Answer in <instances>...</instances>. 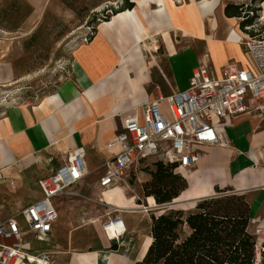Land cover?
Wrapping results in <instances>:
<instances>
[{"label": "crops", "instance_id": "0c3cea01", "mask_svg": "<svg viewBox=\"0 0 264 264\" xmlns=\"http://www.w3.org/2000/svg\"><path fill=\"white\" fill-rule=\"evenodd\" d=\"M179 1L131 0L134 9L99 23L93 40L75 50L70 83L33 107L10 109L0 116V171L14 183L8 187L14 189L17 181L28 194V185H38L77 148L86 151V177L101 171V178L113 154L107 146L129 115L141 112L160 96L186 90L194 69L202 63L210 64L218 75L228 64L245 69L254 65L252 59L247 60L242 37L238 39L242 33L239 19L225 14L228 4H221L222 0ZM258 9L264 20V0ZM179 30L184 34L178 42L173 32ZM257 106L225 125L224 145L200 147L198 164L181 173L189 184L182 194L187 204L178 202L194 208L198 200L215 195L217 188H231L245 195L252 206L249 231L253 234L259 225L264 232V105ZM147 202L149 207L156 206L153 197ZM121 219L126 234L134 222L130 217ZM53 233L54 228L50 239ZM150 243L151 238L138 259ZM106 253L98 250L90 260L75 258L71 264H132L138 260Z\"/></svg>", "mask_w": 264, "mask_h": 264}, {"label": "rangeland", "instance_id": "374dc122", "mask_svg": "<svg viewBox=\"0 0 264 264\" xmlns=\"http://www.w3.org/2000/svg\"><path fill=\"white\" fill-rule=\"evenodd\" d=\"M14 1L0 0V11L7 9ZM20 1L32 11L21 20L16 31L7 29L17 22L14 14L0 18V116L10 109L33 107L43 99L56 95L65 84L70 83L75 50L89 43L93 28H97L104 17L111 16L107 8H111L112 4V8H120L123 3L109 0ZM184 1L180 0L179 3L184 4ZM231 2L247 4L245 13L253 19L249 35L242 32L243 35L264 37V20L258 10L260 0L220 1L226 5ZM238 19L241 24L244 18ZM182 34L184 32L180 30L173 32L178 42ZM246 56L247 60L252 59ZM260 104L264 105V102ZM155 162L157 159L150 158L132 166L120 183L108 190L99 187L101 171L90 172L80 185L73 188L72 197L57 200L59 220L52 239L45 243L30 237L33 246L49 252L54 264H71L75 258L88 261L98 250L107 252L108 257L119 253L127 255L130 261L138 259L150 238L151 217L170 209L188 211L191 206L177 203L169 207L157 204L154 208L149 207L143 195V185L150 181L148 172L154 168ZM9 184L10 180L0 182V218L3 220L19 214L41 197L38 185H28L26 194L25 187L17 181L14 189L8 187ZM186 201L183 198L181 202ZM119 207L129 212L121 213ZM127 217L134 222L131 228L120 239L109 241L103 225ZM257 228L254 234L260 247L264 232L262 226Z\"/></svg>", "mask_w": 264, "mask_h": 264}, {"label": "built area", "instance_id": "2783aa9c", "mask_svg": "<svg viewBox=\"0 0 264 264\" xmlns=\"http://www.w3.org/2000/svg\"><path fill=\"white\" fill-rule=\"evenodd\" d=\"M243 37L240 43L253 60L251 68L228 64L218 75L210 64L202 63L194 69L186 90L160 96L127 117L122 131L107 146L113 154L105 163L100 188L116 187L132 166L150 158L175 165L176 173L188 172L198 164L201 146L224 145L227 123L250 113L256 104L262 107L264 37ZM85 158L84 148L71 151L63 165L38 181L39 200L17 215L0 218V264H54L53 256L36 249L29 238L50 240L59 220L55 201L74 195L73 188L88 174ZM5 180L0 171V182Z\"/></svg>", "mask_w": 264, "mask_h": 264}, {"label": "trees", "instance_id": "16d2710c", "mask_svg": "<svg viewBox=\"0 0 264 264\" xmlns=\"http://www.w3.org/2000/svg\"><path fill=\"white\" fill-rule=\"evenodd\" d=\"M121 1L120 8H107L111 16L107 15L100 23L135 8L131 0ZM247 7L228 4L225 14L229 18H244L240 29L249 35L253 19L245 13ZM28 9L15 0L0 11V18L14 14L17 22L7 29L16 31L21 20L31 14L32 9ZM93 29L89 41L97 32ZM153 166L148 172L150 181L143 185V195L153 197L159 206L181 202L189 187L187 180L175 172V165L157 161ZM251 222L252 206L245 195L231 188H217L215 195L198 200L193 210L170 209L153 215L151 243L146 253L132 264H264V240L259 247L257 236L249 231Z\"/></svg>", "mask_w": 264, "mask_h": 264}, {"label": "bare ground", "instance_id": "6f19581e", "mask_svg": "<svg viewBox=\"0 0 264 264\" xmlns=\"http://www.w3.org/2000/svg\"><path fill=\"white\" fill-rule=\"evenodd\" d=\"M233 35H237V34L234 32ZM243 36H244L243 33H240V32L238 33V39L240 37H243ZM109 189H111V188H109ZM105 190H108V189H105ZM180 204H183V203H180ZM184 207H186V206H184ZM191 208H193V205L190 206V209ZM119 211L121 213L122 212L124 213L127 210L124 207H119ZM103 229H104L105 235L109 241H114V240L120 239V237H122L126 232L123 220L121 218L107 222L106 224L103 225Z\"/></svg>", "mask_w": 264, "mask_h": 264}, {"label": "water", "instance_id": "95a60500", "mask_svg": "<svg viewBox=\"0 0 264 264\" xmlns=\"http://www.w3.org/2000/svg\"><path fill=\"white\" fill-rule=\"evenodd\" d=\"M173 204H175L174 202L170 203V204H166V205H163L164 207H169V206H172Z\"/></svg>", "mask_w": 264, "mask_h": 264}]
</instances>
